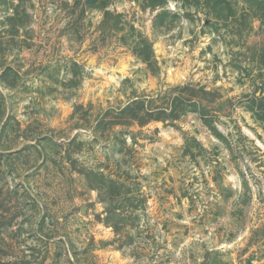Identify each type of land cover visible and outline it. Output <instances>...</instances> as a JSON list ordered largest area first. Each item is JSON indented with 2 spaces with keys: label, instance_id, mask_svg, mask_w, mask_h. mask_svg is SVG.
Instances as JSON below:
<instances>
[{
  "label": "rangeland",
  "instance_id": "374dc122",
  "mask_svg": "<svg viewBox=\"0 0 264 264\" xmlns=\"http://www.w3.org/2000/svg\"><path fill=\"white\" fill-rule=\"evenodd\" d=\"M0 264H264V0H0Z\"/></svg>",
  "mask_w": 264,
  "mask_h": 264
}]
</instances>
